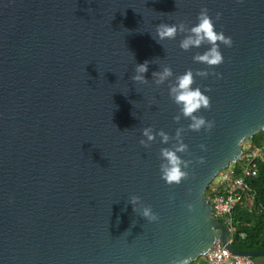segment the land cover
Masks as SVG:
<instances>
[{"label":"water","instance_id":"95a60500","mask_svg":"<svg viewBox=\"0 0 264 264\" xmlns=\"http://www.w3.org/2000/svg\"><path fill=\"white\" fill-rule=\"evenodd\" d=\"M203 8L233 41L219 66L193 59L209 45L180 48L187 33L156 39L157 25L195 26ZM145 61L147 83L133 81ZM166 66L174 76L157 85ZM188 69L210 73L193 85L210 97L197 113L210 130L175 119L170 84ZM178 129L191 163L169 185L161 149ZM262 132L264 0H0V264H193L218 240L264 256L230 243L208 195Z\"/></svg>","mask_w":264,"mask_h":264},{"label":"clouds","instance_id":"9594fccd","mask_svg":"<svg viewBox=\"0 0 264 264\" xmlns=\"http://www.w3.org/2000/svg\"><path fill=\"white\" fill-rule=\"evenodd\" d=\"M221 13L216 14V19L219 20ZM198 23L195 26L188 27L183 22L179 24L169 25L167 23H161L156 26L157 41L160 43L164 40H172L177 37L179 33H187L185 38L180 42V48L189 51L193 47L200 48L203 45H209L210 47L203 53H197L193 59L197 63H204L209 67L219 66L224 62V56L221 52L220 45L231 47L233 41L231 37L226 36L223 32L216 30L215 22L209 15L207 8L201 9L198 17ZM148 61L143 64H138L135 68V75L132 76V80L138 83H147L144 74L148 71ZM210 75L208 71H196L188 69L186 73L181 74L175 78V82L170 84V96L172 100L180 106V115H177L175 119L179 121L181 116L189 118L191 123L188 125L190 130L200 131L202 128L207 127L211 129L214 126V122L207 121L203 116L197 115L202 108H210V97L205 95L199 87H193L195 84V77L200 76L207 78ZM211 75H220L217 73H211ZM154 77H157L156 84H163L170 77L174 76L171 67H164L161 72L153 73ZM183 129H178L176 138L179 141L174 149L163 148L161 149V157L166 163L161 165V178L165 180L169 185L179 184L187 177L188 173L184 171L190 165V161L182 160L178 153H184L188 151V145L182 140ZM143 135L147 137V141H153L155 134L151 128H145ZM158 135L162 137V142L167 144L169 142V135L161 130ZM147 141L142 140L141 144L147 146ZM201 148H205L201 145ZM201 162H203L201 160ZM139 200V197H133L132 203L135 204ZM191 207V206H189ZM143 215L150 220H157L158 217L153 214L151 207H145ZM146 264V261L144 262ZM171 264H188L187 259H175L171 261Z\"/></svg>","mask_w":264,"mask_h":264},{"label":"built area","instance_id":"2783aa9c","mask_svg":"<svg viewBox=\"0 0 264 264\" xmlns=\"http://www.w3.org/2000/svg\"><path fill=\"white\" fill-rule=\"evenodd\" d=\"M264 163V141L244 148L241 159L222 170L208 190L213 205V215L231 229L230 243L233 244L242 220L236 218L241 209L256 210L257 192L251 180L260 173ZM195 264H256L252 256L234 253L226 244L218 240L213 247Z\"/></svg>","mask_w":264,"mask_h":264},{"label":"trees","instance_id":"16d2710c","mask_svg":"<svg viewBox=\"0 0 264 264\" xmlns=\"http://www.w3.org/2000/svg\"><path fill=\"white\" fill-rule=\"evenodd\" d=\"M264 141V132L256 135L253 142L260 144ZM257 192L256 210H238L236 218L242 220V225L235 236L233 244L243 250H264V163L260 164V173L251 180Z\"/></svg>","mask_w":264,"mask_h":264},{"label":"rangeland","instance_id":"374dc122","mask_svg":"<svg viewBox=\"0 0 264 264\" xmlns=\"http://www.w3.org/2000/svg\"><path fill=\"white\" fill-rule=\"evenodd\" d=\"M253 140L252 141H248L244 144V148L248 147L250 144H253ZM255 258V261H256V264H264V256H261V257H254ZM195 264V263H193Z\"/></svg>","mask_w":264,"mask_h":264}]
</instances>
